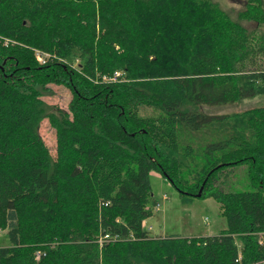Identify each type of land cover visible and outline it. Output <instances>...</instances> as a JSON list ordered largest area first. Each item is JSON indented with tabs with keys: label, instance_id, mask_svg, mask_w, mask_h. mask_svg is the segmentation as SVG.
<instances>
[{
	"label": "trees",
	"instance_id": "16d2710c",
	"mask_svg": "<svg viewBox=\"0 0 264 264\" xmlns=\"http://www.w3.org/2000/svg\"><path fill=\"white\" fill-rule=\"evenodd\" d=\"M246 3L234 21L211 0H0V264H264V106L207 111L264 96ZM151 172L183 203L201 188L224 230L151 236Z\"/></svg>",
	"mask_w": 264,
	"mask_h": 264
},
{
	"label": "rangeland",
	"instance_id": "374dc122",
	"mask_svg": "<svg viewBox=\"0 0 264 264\" xmlns=\"http://www.w3.org/2000/svg\"><path fill=\"white\" fill-rule=\"evenodd\" d=\"M211 1L216 3L220 10L227 13L234 21H237L238 13L242 12L247 5V0ZM260 1L264 9V0ZM240 24L248 30H252L254 36L258 35L264 40V23L259 24L252 20L240 21ZM261 60L264 62V55L261 56ZM49 88L48 93L42 97L45 104L67 110L71 99L70 91L63 86L51 85ZM263 106L264 96H256L251 99H242L233 105L218 106L207 111L217 114H232ZM38 133L53 157L55 154V130L46 118L40 122ZM243 174V167L239 166L237 176ZM149 185L151 199L158 203V210L152 209V216L143 221L144 228L150 227L148 231L151 236L162 238L171 236L206 237L218 235L224 230L225 221L220 216L218 203L213 199L193 197L183 203L173 186L155 172L149 174ZM3 234L0 232V246L7 245Z\"/></svg>",
	"mask_w": 264,
	"mask_h": 264
},
{
	"label": "built area",
	"instance_id": "2783aa9c",
	"mask_svg": "<svg viewBox=\"0 0 264 264\" xmlns=\"http://www.w3.org/2000/svg\"><path fill=\"white\" fill-rule=\"evenodd\" d=\"M35 53H36V55H35L36 60H37L39 63H44L45 60H46V57H47V56H46L45 54H41V53H39L38 51H36ZM114 76L117 77V76H118V73L114 74ZM163 198L165 199V196H163ZM154 208H155V210H158V203H157V202H156ZM154 208H153V210H154ZM148 229H150V227H148ZM148 229H147V230H148ZM100 241H102V240H100ZM35 256L38 257V256H39V253L36 252Z\"/></svg>",
	"mask_w": 264,
	"mask_h": 264
},
{
	"label": "water",
	"instance_id": "95a60500",
	"mask_svg": "<svg viewBox=\"0 0 264 264\" xmlns=\"http://www.w3.org/2000/svg\"><path fill=\"white\" fill-rule=\"evenodd\" d=\"M200 193H201V188L195 196L198 198L200 196Z\"/></svg>",
	"mask_w": 264,
	"mask_h": 264
}]
</instances>
